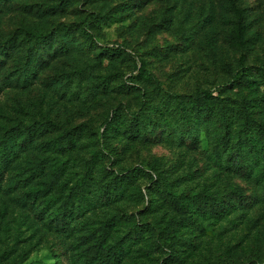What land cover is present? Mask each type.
Returning a JSON list of instances; mask_svg holds the SVG:
<instances>
[{
  "label": "rangeland",
  "instance_id": "374dc122",
  "mask_svg": "<svg viewBox=\"0 0 264 264\" xmlns=\"http://www.w3.org/2000/svg\"><path fill=\"white\" fill-rule=\"evenodd\" d=\"M263 64L264 0H0V138L47 126L1 182L0 264H88L113 246L114 264L264 263ZM199 93L216 103L197 109ZM126 171L124 197L105 201ZM72 187L87 209L75 233L53 231L38 211ZM199 195L221 211L198 213Z\"/></svg>",
  "mask_w": 264,
  "mask_h": 264
},
{
  "label": "trees",
  "instance_id": "16d2710c",
  "mask_svg": "<svg viewBox=\"0 0 264 264\" xmlns=\"http://www.w3.org/2000/svg\"><path fill=\"white\" fill-rule=\"evenodd\" d=\"M29 37H30L29 39L34 40L35 43L36 42L44 43L48 41L49 39V36L45 33H35L34 32V33H30ZM112 51H118V48H111L109 52L111 53ZM259 73L264 78V64L259 68ZM248 74H249V69L243 70L242 73L239 74L240 75L239 80H241L242 82H248ZM216 97L217 96H215L213 93H199L193 98V103L197 109L205 108L207 106L214 105L216 103ZM46 127L47 126H45V128L35 127V125L25 127L24 132H23L24 133L23 138H20L19 129L10 131L9 133L6 134L4 139L0 138V187H1V182L4 179V175H5V171L7 167L10 165L13 158H15L17 155L15 146L18 145V141H20L21 145L27 146L31 142H33L35 138L36 129L41 128V131L44 132L47 129ZM127 131L129 133L130 138L138 136L137 134L139 133L136 128L135 122L134 123L132 122L130 123V125L127 126ZM142 131L144 132V130ZM139 136L141 135L139 134ZM63 139L67 142V144H70V145L73 144L70 133L68 132L65 133L63 135ZM59 146L60 147L57 150L64 149V144H60ZM233 160L234 158L232 160H229L228 164L231 165ZM137 172L138 171L133 172V173H129V171H126L125 173L113 172L110 175H108L110 176L108 181H103V183L101 184V187L99 188L101 197H103L105 201H115V200H118L124 197L129 185L131 186L132 185L131 183H133V181L135 180L136 178L135 174ZM148 177L149 179L152 180L151 176H148ZM83 182L84 181H82V183ZM152 184L154 186L152 188V191H154L155 189L154 193H161V194L164 193L166 196H168V200L174 205V208L180 211V213H182L180 201L174 195H171L170 192L158 189L159 183H154L153 181ZM57 185H58V179L57 178L55 179L52 177L51 180L45 184L44 190H42L41 194L39 195L43 196L46 191H51V189H53ZM77 189L78 187H72L70 190V195L72 196L68 195L67 198L63 201L62 205L54 209V211H53V208H51L52 209L51 212L49 211L46 213L45 211L46 209L49 208V204L48 203L45 205L43 204V208H41V210H39L38 213L40 215V219L43 221L46 227L50 228L53 231L65 232L68 234L75 233L74 220L76 219V217H80V214H82L87 209V208H83L82 205L80 204H77V206L72 208V203L74 202V199L77 198V195L79 193L78 192L79 189L78 190ZM35 198H37V196L32 198V201ZM201 200H204V204L201 203ZM193 203H194L193 205H195L197 208L196 210L201 215L206 214L204 212L205 207H209V211L214 215H217L221 211V209H218L219 206L216 200L210 197L207 198L205 196L203 197L199 195L193 199ZM238 204L242 205L240 201L235 200L234 204L232 205V209L238 208ZM137 227L138 225L135 223V221H133L134 235L136 236V238L138 237L141 238L144 236V234L141 230H138ZM82 245H84V242L82 243ZM98 246L100 247V245ZM116 249H117V246H113L107 249L105 253H100V254L95 253L91 257L85 256L87 259H89L87 263L88 264H114L116 262L115 261V255H116L115 250ZM120 249L121 251H123L124 249L123 245L120 246ZM254 262H257V261H254ZM84 264H86V262H84ZM246 264H264V263L248 262Z\"/></svg>",
  "mask_w": 264,
  "mask_h": 264
}]
</instances>
